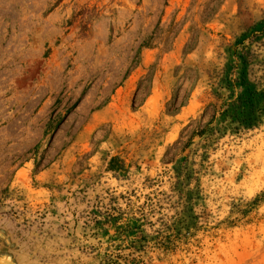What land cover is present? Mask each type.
Here are the masks:
<instances>
[{
  "label": "rangeland",
  "instance_id": "1",
  "mask_svg": "<svg viewBox=\"0 0 264 264\" xmlns=\"http://www.w3.org/2000/svg\"><path fill=\"white\" fill-rule=\"evenodd\" d=\"M244 72L264 0H0V264H264Z\"/></svg>",
  "mask_w": 264,
  "mask_h": 264
},
{
  "label": "trees",
  "instance_id": "2",
  "mask_svg": "<svg viewBox=\"0 0 264 264\" xmlns=\"http://www.w3.org/2000/svg\"><path fill=\"white\" fill-rule=\"evenodd\" d=\"M241 75L242 78L240 80H234L241 87V91L234 98L222 104V113L220 114L221 120L234 124L237 131L249 130L256 125L253 117L254 103L264 96V85L259 92L257 86L247 80V74L245 72ZM131 230L129 226H122L117 228L116 235H126Z\"/></svg>",
  "mask_w": 264,
  "mask_h": 264
}]
</instances>
